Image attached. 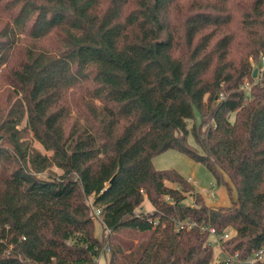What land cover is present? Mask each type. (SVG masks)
<instances>
[{
    "label": "trees",
    "instance_id": "obj_1",
    "mask_svg": "<svg viewBox=\"0 0 264 264\" xmlns=\"http://www.w3.org/2000/svg\"><path fill=\"white\" fill-rule=\"evenodd\" d=\"M2 83L0 264H99L106 243L107 264L264 254V0H0ZM169 148L230 204L157 168ZM201 226L231 229L218 247L240 260Z\"/></svg>",
    "mask_w": 264,
    "mask_h": 264
},
{
    "label": "rangeland",
    "instance_id": "obj_2",
    "mask_svg": "<svg viewBox=\"0 0 264 264\" xmlns=\"http://www.w3.org/2000/svg\"><path fill=\"white\" fill-rule=\"evenodd\" d=\"M7 88L10 89V86H8L7 83L6 84L2 83V86L0 87L1 98H4V96L6 95ZM250 88H251V84L249 83V81L248 80L245 81L244 90L248 92L250 91ZM233 116L234 114H232V117ZM188 140L192 145L195 146V140L192 134H189ZM34 144L42 151H45L44 147L37 140L34 141ZM154 164L157 168H175L185 177L191 176L193 179L196 180V184H195L196 189H198L203 194L206 202L209 205L225 206L230 204L231 196L227 186L223 184H218L213 173L203 163L192 159L187 154L175 148H169L154 157ZM52 169L54 171L61 172V169L56 166H52ZM38 175L41 177H46L47 172L38 173ZM230 187H231L232 195L235 197L236 188L232 182H230ZM193 202H194L193 197L190 194H188L186 203L192 204ZM143 208L145 210H152L153 207L152 204L147 199H145L143 202ZM97 227H98L97 228L98 234L101 236L103 231L102 226L97 225ZM227 231L230 233L231 236L232 230L228 229ZM109 249H110V244L106 243L104 250L98 259L99 264H107L109 257ZM220 251H221L220 247H215V256H218V253Z\"/></svg>",
    "mask_w": 264,
    "mask_h": 264
},
{
    "label": "built area",
    "instance_id": "obj_3",
    "mask_svg": "<svg viewBox=\"0 0 264 264\" xmlns=\"http://www.w3.org/2000/svg\"><path fill=\"white\" fill-rule=\"evenodd\" d=\"M187 180L192 183L196 184V180L193 179L191 176L187 177ZM177 188H180V186H176ZM214 194V193H213ZM166 199H169L168 196H166ZM97 214H99V211H97ZM176 225L179 228H192L193 226L197 225L196 221L193 220H176ZM202 229H208L211 235L214 237L215 241V246L218 247L221 243L222 240L230 237V233L226 230L223 233H218L217 229L215 227H205L201 226ZM217 259L226 261L227 263H233L235 261H239V254L234 253L232 255H228L222 251L218 253V256H216ZM258 259H264V254L263 250H259L258 252L255 253V255L249 259L241 261L242 264H254V262Z\"/></svg>",
    "mask_w": 264,
    "mask_h": 264
},
{
    "label": "water",
    "instance_id": "obj_4",
    "mask_svg": "<svg viewBox=\"0 0 264 264\" xmlns=\"http://www.w3.org/2000/svg\"><path fill=\"white\" fill-rule=\"evenodd\" d=\"M257 72H258V69L257 68H255L254 69V77H256L257 76ZM113 180H114V177H112V179H111V182H113Z\"/></svg>",
    "mask_w": 264,
    "mask_h": 264
}]
</instances>
